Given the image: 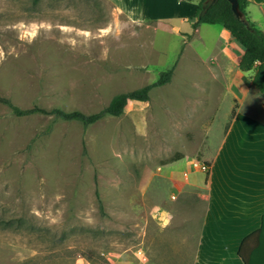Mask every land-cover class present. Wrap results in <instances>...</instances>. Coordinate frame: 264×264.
I'll return each mask as SVG.
<instances>
[{
  "label": "rangeland",
  "instance_id": "obj_1",
  "mask_svg": "<svg viewBox=\"0 0 264 264\" xmlns=\"http://www.w3.org/2000/svg\"><path fill=\"white\" fill-rule=\"evenodd\" d=\"M214 29L182 46L109 0H0V99L19 109L93 114L175 65L148 101L87 127L0 102V264L192 263L203 158L231 110L264 122L252 71L239 103L215 69Z\"/></svg>",
  "mask_w": 264,
  "mask_h": 264
},
{
  "label": "crops",
  "instance_id": "obj_2",
  "mask_svg": "<svg viewBox=\"0 0 264 264\" xmlns=\"http://www.w3.org/2000/svg\"><path fill=\"white\" fill-rule=\"evenodd\" d=\"M109 1L130 22H153L157 31L180 37L182 46L207 26L191 27L198 0ZM247 1L248 20L255 27L257 23L264 25V0ZM213 31L217 38L212 58L215 69L224 79L235 77L228 91L240 103L246 88L244 74L237 68L242 49L226 30ZM225 63H232L234 70L226 71ZM231 112L215 150L202 160L209 164L207 175L203 171V181L194 184L202 189L204 209L191 264H244L242 257L248 264H264V253L254 234L264 216V122L239 110Z\"/></svg>",
  "mask_w": 264,
  "mask_h": 264
},
{
  "label": "trees",
  "instance_id": "obj_3",
  "mask_svg": "<svg viewBox=\"0 0 264 264\" xmlns=\"http://www.w3.org/2000/svg\"><path fill=\"white\" fill-rule=\"evenodd\" d=\"M240 18H236L231 11L227 0H215L210 4V0H198L197 8L192 18V29H196L201 24L220 26L226 30L230 38L242 49V54L237 59V68L240 72H251L250 84L260 94L264 93V31L258 30L253 23L248 20L246 8L247 0H236ZM173 65L169 70L162 72L156 81L144 86L143 88L129 92L117 94L112 98L109 104L100 111L93 114H84L80 111H64L54 107L44 109L33 106L28 109H19L13 106L8 100L0 99V102L8 106L12 114L16 117L30 116L35 114L52 116L54 119L62 121H74L87 127L94 124L105 116H120L128 102H146L149 99V92L157 87L163 86L171 79ZM228 124L225 126L227 129ZM99 207L100 202L98 200ZM0 226L10 228V221L0 220ZM255 235L259 238V246L264 253V216L261 218V226ZM244 264H248L243 258Z\"/></svg>",
  "mask_w": 264,
  "mask_h": 264
},
{
  "label": "water",
  "instance_id": "obj_4",
  "mask_svg": "<svg viewBox=\"0 0 264 264\" xmlns=\"http://www.w3.org/2000/svg\"><path fill=\"white\" fill-rule=\"evenodd\" d=\"M228 3L230 4V8H231V11L232 13L234 14V16L236 18H240L241 17V14L238 10V4H237V1L236 0H227ZM215 0H210V4L214 3Z\"/></svg>",
  "mask_w": 264,
  "mask_h": 264
}]
</instances>
